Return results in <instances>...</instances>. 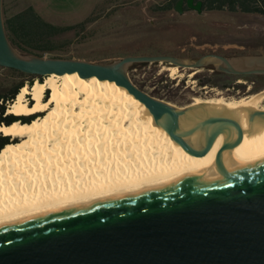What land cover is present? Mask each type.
<instances>
[{
    "label": "water",
    "instance_id": "water-1",
    "mask_svg": "<svg viewBox=\"0 0 264 264\" xmlns=\"http://www.w3.org/2000/svg\"><path fill=\"white\" fill-rule=\"evenodd\" d=\"M186 6L202 13L204 0H177L175 10L183 14ZM141 62L264 75L263 49L234 56L206 52L197 59L131 54L112 62L25 55L9 39L0 0V66L40 76L78 72L116 81L190 153L200 138L213 132L217 139L230 123L245 135L235 115L208 112L197 101L177 106L137 86L129 68ZM184 115L193 121L181 125ZM256 118L264 120L263 109L252 111L251 119ZM194 131L195 139L185 138ZM225 150L222 140L212 163L183 167L123 194L65 195L0 217V264H264V157L238 162Z\"/></svg>",
    "mask_w": 264,
    "mask_h": 264
},
{
    "label": "bare ground",
    "instance_id": "bare-ground-1",
    "mask_svg": "<svg viewBox=\"0 0 264 264\" xmlns=\"http://www.w3.org/2000/svg\"><path fill=\"white\" fill-rule=\"evenodd\" d=\"M173 74L179 73L172 66ZM192 75V74H191ZM50 94L45 100L46 92ZM32 96L30 104L27 95ZM264 91L240 99H202L208 112L237 116L245 135L230 123L216 139L209 132L190 153L156 122L149 108L116 81L75 73H51L21 88L8 112L38 114L31 122L0 126L12 141L0 152V217L76 195L81 199L123 194L159 176L196 163H212L219 142L225 156L244 162L264 157V120L251 119ZM198 112V111H197ZM191 116L180 117L190 124ZM21 137L20 140H15ZM191 132L186 139H195Z\"/></svg>",
    "mask_w": 264,
    "mask_h": 264
},
{
    "label": "rangeland",
    "instance_id": "rangeland-1",
    "mask_svg": "<svg viewBox=\"0 0 264 264\" xmlns=\"http://www.w3.org/2000/svg\"><path fill=\"white\" fill-rule=\"evenodd\" d=\"M35 1L48 3V5L61 12H63V10L71 11L72 8L75 10L79 9L81 10L80 12L83 11L80 15H74L71 20H74L77 16L85 20L92 13H95L94 20L84 27H79L75 31L63 33L60 36V41H65L66 44L52 53H45L44 56L46 57L59 56L95 62H112L125 55L131 54H174L185 58L197 59L199 56L211 51H219L225 53V55L234 56L235 54L257 52L255 48L261 49L260 46L251 49V47L247 45V41L251 38L249 32V36L242 37L241 34L237 36L232 35L227 38L221 37L216 41L226 43L236 40L235 42L243 47L225 49L223 47H211L209 45L202 46V42L204 41L200 40L196 42L193 41L195 44L200 43L201 45L199 47L190 44L186 47L171 45L155 27H158L159 23L165 22L167 19L170 20L173 16L169 13H164L159 17L161 19L157 20L155 25L152 24L151 20L154 18V13L149 10H146V12L143 10V6L145 5L144 0H91L90 4H92L93 1L95 3L89 11L88 8H90V5L88 7L87 5L84 6V4L81 5L85 0ZM18 8V2L15 0H3L4 16L15 13ZM55 13L57 14V12ZM256 14H258L257 17L251 16L252 18L249 19L247 14L240 13L239 19L242 21V25H248L251 22H254V25L264 24V12L262 14ZM175 16L178 17L177 14ZM232 16L234 15L229 14L228 18L231 19ZM213 21V23H215V20ZM229 25L232 27L235 26L239 31L242 30V28L237 27L240 24L232 23V20L229 21ZM188 43L191 42L189 41ZM22 54L28 55L26 53ZM192 55L195 57H192ZM155 63L154 65L141 66L133 69H131V65L129 68L130 76L140 80L150 78L149 83L154 80H159L158 83L151 84L147 89L153 90L159 86L162 91L170 94L169 97L165 96L164 100L177 106H184L193 101L202 99L221 97H224L225 100L240 99L264 91V78L235 77V81L231 86L222 89L219 86L201 84L200 74L204 70L212 73L213 66L202 68L201 70L180 68L177 66L180 72L173 74L171 67L174 65L162 62ZM47 76L48 75L43 76L42 80L44 81ZM36 80L37 79L33 80L32 83L34 84ZM253 81H256V83ZM47 94H50V90L46 92L45 97ZM27 99L30 104L33 102L30 94L27 95ZM260 103V107H264V99ZM20 139L21 137H17L15 140L17 141Z\"/></svg>",
    "mask_w": 264,
    "mask_h": 264
},
{
    "label": "trees",
    "instance_id": "trees-1",
    "mask_svg": "<svg viewBox=\"0 0 264 264\" xmlns=\"http://www.w3.org/2000/svg\"><path fill=\"white\" fill-rule=\"evenodd\" d=\"M175 1L176 0H173V3L167 6V8L174 7ZM233 1L234 0H204L209 9L222 8V6L227 3L230 9H234ZM237 2L243 11H250L259 14L264 12V10L258 6V0H237ZM156 9H164V7L157 6ZM94 15L95 13H92L85 20L75 24L60 25L46 20L38 13L33 5H28L24 9L4 17L9 39L18 51L26 54L44 56L45 53H52L66 44L65 41H60V36L63 33L75 31L79 27H84L94 20ZM154 64L156 63H134L131 69ZM235 77H245V75L227 74L217 70H213L212 73L204 70L200 74L202 85L209 84L211 86H219L222 89L231 86L235 81ZM42 78L43 76L40 75L27 74L14 68L0 66V126L3 124L9 125L16 121L29 123L38 116V114H42L16 115L8 112L9 106L16 99L21 88L25 85L32 86V82L35 79L43 81ZM132 79L137 86L150 92L154 96L162 99H164L165 96H170L169 93L162 91L159 86L153 90L147 89L151 84L158 83L159 80H154L149 83L150 78H144L142 80L135 78ZM47 97L48 94L45 97V100ZM10 142L11 135H6L0 131V152Z\"/></svg>",
    "mask_w": 264,
    "mask_h": 264
},
{
    "label": "crops",
    "instance_id": "crops-1",
    "mask_svg": "<svg viewBox=\"0 0 264 264\" xmlns=\"http://www.w3.org/2000/svg\"><path fill=\"white\" fill-rule=\"evenodd\" d=\"M15 1L18 2V5H19V8L16 12L24 9L28 5H33L40 15H42L46 20L53 22L55 24H61V25L75 24L83 20L82 17H78V16L74 20H71L74 15H80L83 12V11L80 12L81 10L79 9L75 10L72 8L71 11L63 10V12H61V11H57L56 9L48 5V3H43V2L40 3L35 0H15ZM144 1H145V5L143 6V10L145 12L146 10H149L154 13V18H153L154 23H157V20L161 19L159 17H161V15L164 13H169L173 16L171 17L170 20L167 19L166 23H173V22L178 23L181 21L187 23V25L182 26V30H184V32L186 33V37L178 41H174L173 39L170 41V44L176 47H186L189 44L195 45V47H199L201 44L200 43L195 44L194 42L198 41L197 39L200 35L207 33V32H213V33L220 35V37H226V38L229 36H232L233 34L235 36L241 34L242 37L249 36V33L245 28L247 26L245 24L242 25V21H240L239 19V14L240 13L247 14L249 19H251L253 16L255 17L258 16V14H256L255 12L241 10L240 5L237 2V0L233 1L234 2L233 5L235 7L234 9H230L228 7V3L222 6V8H216V9H209L207 6L206 8H204L202 13H198L194 9L185 7V12L183 14H180L175 10V4L177 0L174 3V7L172 8H167V6L172 4L173 0H144ZM90 3H91V0H88V4H87V0H85L83 1L81 5L84 4V6L87 5V7L90 5V8H88V11H89L93 7V4L95 2L93 1L92 4ZM157 6H160L162 8L164 7V9L158 10L156 9ZM55 12H57V14ZM176 14L178 17L175 16ZM229 14H232L234 16H232V18L229 19L228 18ZM208 20H215V23L208 25L206 23ZM231 20H232V23L240 24L237 27L242 28V30L239 31L235 27H233L232 29L235 32L229 33L230 28L227 25L229 24V21ZM193 23H197L199 25L195 26L193 25ZM189 41L191 43H188ZM235 41H229L226 43H222L219 41L218 42H205L204 41L202 42V46L209 45L211 47L213 46L223 47L225 49L243 47V46H239L240 44L238 45V43Z\"/></svg>",
    "mask_w": 264,
    "mask_h": 264
},
{
    "label": "flooded vegetation",
    "instance_id": "flooded-vegetation-1",
    "mask_svg": "<svg viewBox=\"0 0 264 264\" xmlns=\"http://www.w3.org/2000/svg\"><path fill=\"white\" fill-rule=\"evenodd\" d=\"M206 7L207 6L204 3V8H206ZM151 22L154 25L156 24V23H154V20H151ZM213 22H214L213 20H209L206 23L209 25V24H213ZM253 23L254 22H251L250 24L246 25L247 27H245L246 30L251 35V38L247 41V45H249L251 47V49L254 47L260 46L261 49L264 50V24H255L254 25ZM183 25H187V23L182 22V21L178 22V23H175V22L166 23V21H165V22L159 23V26L155 27V28L158 29L159 32H161V35L164 37L165 40L170 42L172 39L174 41H178V40L184 39L186 37V33L184 32V30H182ZM193 25L196 26L199 24L193 23ZM228 26H230V25L228 24ZM229 28H230L229 33L235 32L232 29L233 28L232 26H230ZM219 38H221L220 35L213 33V32H207V33L200 35L197 40L216 42L217 39H219ZM255 50L258 52L259 48H255ZM191 52H193V51H191ZM211 52H217V53L225 54V53L219 52V51H211ZM192 57H195V56L192 55ZM245 77H247V78L253 77L256 79H262V78H264V75H245ZM253 82L256 83V81H253Z\"/></svg>",
    "mask_w": 264,
    "mask_h": 264
},
{
    "label": "built area",
    "instance_id": "built-area-1",
    "mask_svg": "<svg viewBox=\"0 0 264 264\" xmlns=\"http://www.w3.org/2000/svg\"><path fill=\"white\" fill-rule=\"evenodd\" d=\"M258 6L264 10V0H258Z\"/></svg>",
    "mask_w": 264,
    "mask_h": 264
}]
</instances>
